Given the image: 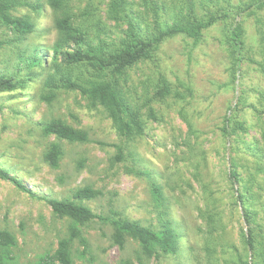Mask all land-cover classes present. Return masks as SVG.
<instances>
[{
    "label": "trees",
    "instance_id": "1",
    "mask_svg": "<svg viewBox=\"0 0 264 264\" xmlns=\"http://www.w3.org/2000/svg\"><path fill=\"white\" fill-rule=\"evenodd\" d=\"M46 5L52 11L56 30L50 57L44 47L29 42ZM23 7L32 13H21ZM263 12L264 0H0V49L11 50L14 62V70L6 67L0 70V95L39 81V100L51 106L61 92H77L90 108L101 107L111 120L120 139L113 162H124L127 156L135 161L129 144L145 134L150 120L159 119L155 105L168 100L185 102L192 89L182 83L184 89L179 90L160 71L155 80H147L139 89L130 84V71L143 63L155 62L166 40L182 36L195 46L202 42L208 29L222 24L220 41L228 57L229 82L241 86L245 64L256 62L264 72V59L255 61L252 57L257 49L264 58ZM251 16L255 25L254 44L245 25ZM243 92L241 89L219 129L230 142L233 155L227 180L234 190L232 200L240 207L241 220L247 228L241 230L240 247L222 243L226 223L223 209L216 203L218 190H209L202 183L205 204L212 205L199 208L208 226L205 233L210 264H264V111L260 112L255 104L247 105ZM239 105L253 108L260 127L256 130L258 137H242L251 127L240 118ZM39 126L43 137H53L42 154L43 161L53 169L61 165L65 154L63 142L89 140L86 129L60 116L43 119ZM197 137L196 128L188 123L185 146L191 156L201 151ZM204 156L203 151L201 160L191 163L195 178ZM126 168L129 173L147 174L133 166ZM0 179L36 196L20 178L2 167ZM150 191L156 220L149 224L115 208L106 214L94 212L86 201L101 196L102 191L92 185L78 186L68 197L39 196L49 204L53 216L64 222L65 228L56 249L30 264H78L74 258L75 243L83 246L82 253L87 250L84 228L94 221L111 226L112 243L120 248L129 239L135 241L138 264L178 253L181 228L172 217L168 197L158 181L150 183ZM215 242L220 248L212 246ZM17 246V236L9 229H0V264H17L14 254Z\"/></svg>",
    "mask_w": 264,
    "mask_h": 264
},
{
    "label": "rangeland",
    "instance_id": "2",
    "mask_svg": "<svg viewBox=\"0 0 264 264\" xmlns=\"http://www.w3.org/2000/svg\"><path fill=\"white\" fill-rule=\"evenodd\" d=\"M20 11L31 12L26 7ZM245 25L248 38L254 44L252 16L246 19ZM55 37L53 14L46 5L29 42L44 47L50 57ZM221 37L222 24H217L195 46L186 37L170 38L162 44L155 62L143 63L130 71V84L139 89L147 80H155L158 71L179 90L184 89L182 83L192 89V95L185 102L168 100L155 105L159 119L150 120L145 134L129 144L128 150L137 158L135 161L127 156L124 162H113L120 139L111 120L101 107L90 108L77 92H61L51 106L39 100V81L0 95V167L16 175L36 193V196L29 195L10 181L0 179V229H9L18 238V246L14 248L17 264L33 263L40 255L54 251L58 237L64 234V222L53 216L49 204L39 196L68 197L73 189L83 185L102 191L101 196L86 201L94 212L106 214L115 208L143 224L156 220L150 201V183L155 180L163 186L172 217L181 228L180 250L144 264H210L205 233L208 226L199 208H212V205L205 204L202 183L209 190H218L216 203L223 209L226 223L221 242L241 246V230L247 226L241 220L240 207L232 200L234 190L229 186L227 172L233 154L229 139L222 136L219 127L241 89L247 105L255 104L260 112L264 111V72L256 62L247 63L240 78L241 86L230 83L228 57ZM10 52L0 49V70L5 67L14 70ZM252 57L255 61L264 59L257 49ZM239 108L240 118L251 127L242 137H258L256 130L260 127L253 108L240 105ZM52 116H60L86 129L89 135L85 143L63 142L65 154L57 169L43 161V151L53 137H43L39 126L40 121ZM262 116L264 120V113ZM188 123L197 130L196 141L201 151L196 156L189 155L185 146ZM203 151L205 161L202 160L195 178L191 163L201 160ZM127 166L147 174L129 173ZM84 229L88 248L82 253L83 246L75 243L74 258L78 264H138L135 257L138 245L132 239L120 248L112 243L110 225L94 221ZM212 246L219 247L216 242Z\"/></svg>",
    "mask_w": 264,
    "mask_h": 264
}]
</instances>
